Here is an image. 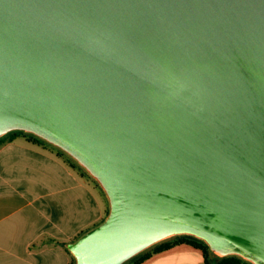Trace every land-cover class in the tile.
I'll list each match as a JSON object with an SVG mask.
<instances>
[{"label": "water", "instance_id": "water-1", "mask_svg": "<svg viewBox=\"0 0 264 264\" xmlns=\"http://www.w3.org/2000/svg\"><path fill=\"white\" fill-rule=\"evenodd\" d=\"M15 131L105 194L64 243L74 264L178 235L264 264V0H0V138Z\"/></svg>", "mask_w": 264, "mask_h": 264}, {"label": "crops", "instance_id": "crops-1", "mask_svg": "<svg viewBox=\"0 0 264 264\" xmlns=\"http://www.w3.org/2000/svg\"><path fill=\"white\" fill-rule=\"evenodd\" d=\"M106 211L97 182L50 146L20 134L0 143V264H70L64 243ZM139 264H204V255L178 243Z\"/></svg>", "mask_w": 264, "mask_h": 264}, {"label": "trees", "instance_id": "trees-1", "mask_svg": "<svg viewBox=\"0 0 264 264\" xmlns=\"http://www.w3.org/2000/svg\"><path fill=\"white\" fill-rule=\"evenodd\" d=\"M19 134L26 136L29 140L34 141L36 143L43 144V145H50V144L46 143L45 141L41 140L40 138H38L32 134L21 132V131H15V132H11V133L7 134L6 136L0 138V143L4 142L6 140L12 139ZM50 146L53 147L52 145H50ZM57 152L60 155H65L59 149H57ZM69 162H71L75 166H78L70 158H69ZM178 243H187V244L194 246L195 248H199L204 255V264H251V263L243 260L242 258H240L238 256H226V257H222L220 259L212 258L209 254L207 245L203 241H201L200 239H197V238H195L193 236H189V235H178V236L169 238L167 240H164V241L156 244L152 248L148 249L147 251L143 252L142 254L134 257L132 260H130L129 262H127L125 264H139L142 261H144L145 259L149 258L152 254L166 250V249L170 248L171 246L178 244ZM70 264H74V258L73 257H72Z\"/></svg>", "mask_w": 264, "mask_h": 264}, {"label": "rangeland", "instance_id": "rangeland-1", "mask_svg": "<svg viewBox=\"0 0 264 264\" xmlns=\"http://www.w3.org/2000/svg\"><path fill=\"white\" fill-rule=\"evenodd\" d=\"M48 146H50V145H48ZM51 147V146H50ZM51 148H53L54 150H56L57 151V149L55 148V147H51ZM66 158H68L66 155H64ZM69 159V158H68ZM107 212V211H106ZM90 228V227H89ZM88 229V228H87ZM85 231V230H84Z\"/></svg>", "mask_w": 264, "mask_h": 264}]
</instances>
